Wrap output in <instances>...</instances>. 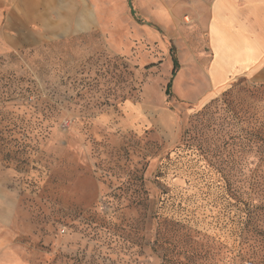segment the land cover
Masks as SVG:
<instances>
[{"label": "rangeland", "instance_id": "1", "mask_svg": "<svg viewBox=\"0 0 264 264\" xmlns=\"http://www.w3.org/2000/svg\"><path fill=\"white\" fill-rule=\"evenodd\" d=\"M189 5L60 0L0 49V264H264V85L203 94Z\"/></svg>", "mask_w": 264, "mask_h": 264}, {"label": "crops", "instance_id": "2", "mask_svg": "<svg viewBox=\"0 0 264 264\" xmlns=\"http://www.w3.org/2000/svg\"><path fill=\"white\" fill-rule=\"evenodd\" d=\"M140 1L135 0L137 9L149 16L150 0L146 7L140 6ZM190 1L195 5H189L187 11L200 16L211 56L206 66L200 67L201 79L206 84L203 94L227 86L236 77L264 85V0ZM59 9L60 0H0V49L46 40L44 25L58 26ZM133 110L127 104L124 115H131Z\"/></svg>", "mask_w": 264, "mask_h": 264}, {"label": "trees", "instance_id": "3", "mask_svg": "<svg viewBox=\"0 0 264 264\" xmlns=\"http://www.w3.org/2000/svg\"><path fill=\"white\" fill-rule=\"evenodd\" d=\"M169 54L171 55V63H172V75H171V78L170 80L168 81L167 83V86H166V89H165V95L168 97L170 96V90H171V81H172V78L175 76L176 72L179 70V65H178V61H177V57H176V54H175V50H174V47L172 46L169 50ZM259 85H263V84H259Z\"/></svg>", "mask_w": 264, "mask_h": 264}]
</instances>
